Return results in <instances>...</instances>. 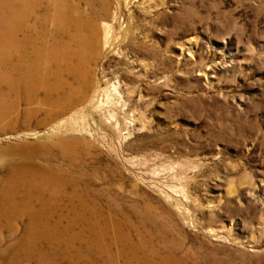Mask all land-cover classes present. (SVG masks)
<instances>
[{
	"label": "rangeland",
	"instance_id": "rangeland-1",
	"mask_svg": "<svg viewBox=\"0 0 264 264\" xmlns=\"http://www.w3.org/2000/svg\"><path fill=\"white\" fill-rule=\"evenodd\" d=\"M70 2L85 96L0 101V264H264V0Z\"/></svg>",
	"mask_w": 264,
	"mask_h": 264
},
{
	"label": "bare ground",
	"instance_id": "bare-ground-1",
	"mask_svg": "<svg viewBox=\"0 0 264 264\" xmlns=\"http://www.w3.org/2000/svg\"><path fill=\"white\" fill-rule=\"evenodd\" d=\"M76 12L70 0H0V101L10 94H22L27 102L39 90L47 98L63 91V74L76 73V60L85 82L64 103L85 96L88 65L99 52V31L92 26L87 32ZM18 185L6 191L14 195L1 203L0 218L10 232L17 229V209L22 205L17 201Z\"/></svg>",
	"mask_w": 264,
	"mask_h": 264
}]
</instances>
